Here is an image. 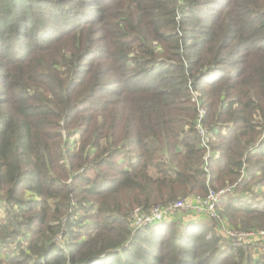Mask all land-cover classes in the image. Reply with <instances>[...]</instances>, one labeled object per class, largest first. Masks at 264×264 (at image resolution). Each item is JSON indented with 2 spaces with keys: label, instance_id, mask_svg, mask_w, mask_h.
<instances>
[{
  "label": "trees",
  "instance_id": "1",
  "mask_svg": "<svg viewBox=\"0 0 264 264\" xmlns=\"http://www.w3.org/2000/svg\"><path fill=\"white\" fill-rule=\"evenodd\" d=\"M227 188L264 230V0H0L4 264H264L205 218L132 227Z\"/></svg>",
  "mask_w": 264,
  "mask_h": 264
},
{
  "label": "built area",
  "instance_id": "2",
  "mask_svg": "<svg viewBox=\"0 0 264 264\" xmlns=\"http://www.w3.org/2000/svg\"><path fill=\"white\" fill-rule=\"evenodd\" d=\"M192 93V101L196 103L198 110H199V117L196 122V129L198 133L201 135L203 140V146L209 151L206 154V161L210 158L211 153L209 147L207 145L208 138L212 135L209 130L205 129L202 125L203 117L206 113L205 109L199 103V93L193 91L191 88ZM231 188L223 189L217 192L210 191L205 198L202 197H189L184 198L181 200L176 201L175 203H171L165 207H156L150 211H142V209L136 210L135 215H133L134 223L132 225L133 228L136 227H148L153 225L162 220H173L179 216H181L183 211H186L184 215L192 214L197 218H205L208 220H215L218 229L220 232L224 234L226 239L232 240L238 246H245L250 244L251 241L255 240L259 236H264V233H243V232H236L232 229L228 228L223 220L221 219L217 205L221 199V197L229 192ZM134 214V213H133ZM73 218V217H72ZM201 218V219H202ZM180 220V219H179ZM257 234V235H255ZM250 236V237H249ZM61 238V236L59 237Z\"/></svg>",
  "mask_w": 264,
  "mask_h": 264
},
{
  "label": "rangeland",
  "instance_id": "3",
  "mask_svg": "<svg viewBox=\"0 0 264 264\" xmlns=\"http://www.w3.org/2000/svg\"><path fill=\"white\" fill-rule=\"evenodd\" d=\"M200 97V96H199ZM209 151L207 150V153H208ZM198 197H202L203 198V195H201V196H198ZM120 200L122 201V203H124V204H129V205H131V206H133V205H135L136 203L134 202L135 201V197L133 196V195H127V193H121L120 194ZM134 207H136V206H134ZM134 207H132V209L134 208ZM139 208H135V211H134V214H132V215H135V213H136V210H138ZM186 211H183L182 213H180V214H182L181 215V217H185V215L184 214H187V213H185ZM220 215V214H219ZM3 216H5L4 215V213H3V210H1L0 209V217H3ZM220 217H221V219H223V217H222V215H220ZM179 219V218H178ZM185 219L187 220V216L185 217ZM215 220H218V219H214V221ZM211 221H213V220H210V222ZM213 221V222H214ZM216 222V221H215ZM214 222V223H215ZM217 223V222H216ZM228 228H230L229 226H227ZM135 229H136V227H135ZM230 229H232V228H230ZM233 231H235V230H233ZM239 230H237L236 229V232H238ZM239 232H242V231H239ZM246 233H249V234H251V233H264V230H262V231H249V232H246ZM255 235H257V234H255ZM250 237V236H249ZM61 238H62V236H61ZM61 238H59V240L61 239ZM257 238H259V239H262L263 241H264V236H259V237H257ZM26 245V244H25ZM236 246H238L237 244H235ZM248 245L249 244H247V245H245V246H243L244 248H247L248 247ZM1 250V255H0V264H4V260H5V257L6 256H10V254H11V252H14L15 251V245L14 244H12L11 243V241L9 242V244H7L6 245V248H0ZM252 249L255 251L254 253H253V255H254V257H256V256H258V255H260L261 253H264V246L263 245H261V244H259V245H257V246H252Z\"/></svg>",
  "mask_w": 264,
  "mask_h": 264
},
{
  "label": "crops",
  "instance_id": "4",
  "mask_svg": "<svg viewBox=\"0 0 264 264\" xmlns=\"http://www.w3.org/2000/svg\"><path fill=\"white\" fill-rule=\"evenodd\" d=\"M264 191V190H263ZM187 216V220L185 219V217ZM191 216H193V217H191ZM185 217L183 218V217H179V219L182 221V222H189V221H196V220H198V219H201L202 217H200V218H197V217H195L194 215H192V214H189V215H185Z\"/></svg>",
  "mask_w": 264,
  "mask_h": 264
}]
</instances>
